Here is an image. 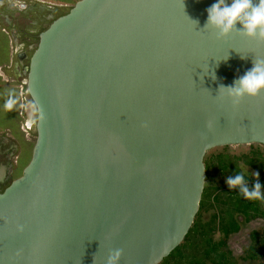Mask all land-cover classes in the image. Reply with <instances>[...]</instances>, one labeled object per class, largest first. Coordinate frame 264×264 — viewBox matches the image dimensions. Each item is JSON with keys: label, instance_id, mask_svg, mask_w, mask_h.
Instances as JSON below:
<instances>
[{"label": "water", "instance_id": "95a60500", "mask_svg": "<svg viewBox=\"0 0 264 264\" xmlns=\"http://www.w3.org/2000/svg\"><path fill=\"white\" fill-rule=\"evenodd\" d=\"M216 2L78 0L38 35L35 137L0 193V264H109L115 250L112 264H159L198 211L205 154L264 147V91L218 93L264 42L217 39L204 28Z\"/></svg>", "mask_w": 264, "mask_h": 264}, {"label": "rangeland", "instance_id": "374dc122", "mask_svg": "<svg viewBox=\"0 0 264 264\" xmlns=\"http://www.w3.org/2000/svg\"><path fill=\"white\" fill-rule=\"evenodd\" d=\"M33 43H36V40H33ZM7 51V37L0 33V126L5 124L8 126L12 125L11 120L15 116L17 104L19 103L16 86L21 82L13 78V71L11 69L8 71L5 69L9 66L7 63ZM21 79L22 87L25 90L23 81L25 75ZM4 80L5 83L3 82ZM13 85L16 89L11 87ZM23 100L28 101L26 92L23 95ZM19 105L21 106V103ZM18 135L19 137L21 136L20 132H18ZM32 136L29 144L20 141L21 143L17 152V165L14 171L15 177L21 174L22 167L29 161L31 146L35 137L34 132ZM203 163H207L208 166L207 171H205L202 190V193L204 192L207 195V199L202 208H198L195 215V217H198V222L201 225L213 221L215 216L219 214V209L224 210L226 207H229V204L234 200L235 194L239 192L238 189H231L235 194L231 200L226 198L229 188L225 180L228 176L243 172L248 181V186L251 187L255 181L253 173L258 172L259 182L262 185L261 191L264 192V147L262 146L251 144L213 148L205 154ZM240 197L243 201H249L244 199L242 195ZM257 204L259 208H264V200H257ZM232 218L239 226L238 231L228 235L226 238H222L218 231H213L211 234L212 240L214 242L223 241V249L230 253L233 264H264V257H258L255 253L259 240L264 239V217L252 218L246 222L241 215L233 213ZM252 234H254V240L252 239ZM200 244L201 238H191L188 245H185V248L181 250V256L196 254L197 246ZM250 253H254L255 255L249 258L248 255ZM183 261V257L179 261L175 255L166 257L165 262L159 264H176L177 262V264H182ZM204 264L212 263L206 260Z\"/></svg>", "mask_w": 264, "mask_h": 264}, {"label": "clouds", "instance_id": "9594fccd", "mask_svg": "<svg viewBox=\"0 0 264 264\" xmlns=\"http://www.w3.org/2000/svg\"><path fill=\"white\" fill-rule=\"evenodd\" d=\"M23 7V5H20ZM207 20L204 28L214 31L217 39H220L232 31L238 34L264 42V0H217L206 9ZM198 23L197 21H194ZM240 25L237 28V25ZM213 79L215 77L213 76ZM224 92L233 104H238L242 98L255 97L264 91V59L254 58L252 67L235 79L230 86L220 85L218 93ZM255 181L248 186V181L243 172L228 176L225 180L229 189H238L240 195L246 200H264V192L261 191L259 173H253ZM121 250H115L109 256V264L119 257Z\"/></svg>", "mask_w": 264, "mask_h": 264}, {"label": "flooded vegetation", "instance_id": "af4514ba", "mask_svg": "<svg viewBox=\"0 0 264 264\" xmlns=\"http://www.w3.org/2000/svg\"><path fill=\"white\" fill-rule=\"evenodd\" d=\"M77 1L0 0V33L10 40L13 58L10 66L14 79L22 82L21 78L26 73L27 61L37 43L38 35L54 19L66 14ZM33 40H36V43H33ZM23 81L25 82V79ZM21 82L18 85H22ZM24 102L27 101L24 100ZM21 127L22 129L19 127V131L22 139L29 143L34 132V117L28 119L25 111L22 114ZM15 153L16 149H8L6 145L0 144V193L11 180L16 178L8 175L9 171L12 173L16 168L17 155ZM2 171H5L4 177H1Z\"/></svg>", "mask_w": 264, "mask_h": 264}, {"label": "trees", "instance_id": "16d2710c", "mask_svg": "<svg viewBox=\"0 0 264 264\" xmlns=\"http://www.w3.org/2000/svg\"><path fill=\"white\" fill-rule=\"evenodd\" d=\"M205 171H207V163H204ZM223 169V168H222ZM235 192L231 189L227 191V199L232 198ZM207 195L203 192L200 198L198 208H202ZM233 213H238L243 217L244 221H249L252 218L264 217V208H259L256 201H243L239 195V192L235 194L234 200L224 210L219 209V214L215 216L213 221H209L206 224H199L198 217L193 219V222L182 240V244L178 245L167 257L175 256L180 261L183 257L182 264H204V261L208 260L212 264H233L230 257V253L224 250L223 241L214 242L211 238L213 231H218L222 238H226L228 235L236 233L239 229L237 222L232 218ZM216 221V222H215ZM191 238H201V244L197 246L196 254H190L189 256H181V250L188 245ZM254 240V234H252ZM256 256L264 257V239L259 240L257 249L255 250ZM254 253L248 255L252 258ZM164 258L161 262H165ZM160 262V263H161ZM178 263V262H177ZM176 263V264H177Z\"/></svg>", "mask_w": 264, "mask_h": 264}, {"label": "crops", "instance_id": "0c3cea01", "mask_svg": "<svg viewBox=\"0 0 264 264\" xmlns=\"http://www.w3.org/2000/svg\"><path fill=\"white\" fill-rule=\"evenodd\" d=\"M7 46H8V51H7L8 62L7 63L9 64V66L7 68H5V69L8 71V70L11 69L10 63H11V58H12V56H11V46H10L9 38H7ZM0 72H1V68H0ZM3 82L5 83V80ZM11 87L13 89H16L14 85L11 86ZM18 96H19V94H18ZM18 100H19V103L17 104V109L15 111V116L11 120L12 125L8 126V125L5 124V125L0 126V144L2 146L6 145V147L8 149H14V150L16 149L15 155H17V150H19L20 143L23 141L22 137L21 136L19 137V135H18V132H20L19 131V127L21 126V122H22V120H21L22 118H21V115H20V105H19L20 104V96H19ZM24 143L25 144H29L28 142H24ZM16 165H17V162H16ZM4 175H5V171H2L1 177H4ZM8 175H11L12 178H15L14 172L10 173V171H9Z\"/></svg>", "mask_w": 264, "mask_h": 264}, {"label": "built area", "instance_id": "2783aa9c", "mask_svg": "<svg viewBox=\"0 0 264 264\" xmlns=\"http://www.w3.org/2000/svg\"><path fill=\"white\" fill-rule=\"evenodd\" d=\"M17 87V90H18V94H19V96H20V103H21V106H20V115H21V118H22V114H23V111H25V107H26V103L28 102H24V100H23V95H24V93L26 92L24 89H23V87H22V85H18V86H16ZM24 104H25V106H24ZM20 128L22 129V127L20 126Z\"/></svg>", "mask_w": 264, "mask_h": 264}]
</instances>
